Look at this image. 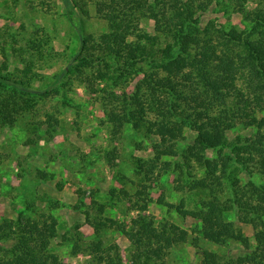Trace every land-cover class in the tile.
<instances>
[{
  "label": "trees",
  "instance_id": "16d2710c",
  "mask_svg": "<svg viewBox=\"0 0 264 264\" xmlns=\"http://www.w3.org/2000/svg\"><path fill=\"white\" fill-rule=\"evenodd\" d=\"M63 1L72 4V0ZM220 2H97V13L106 21L107 30L98 38L82 33L73 63L43 88L33 83H42L38 70L43 68L50 34L43 26L27 31L23 23L15 31L5 29L0 41V131L24 123L36 133L37 126L28 117L36 114L40 101L59 93L56 85L62 73L71 79L75 72L95 91V80L103 81L102 106L112 141L116 142L127 126L157 138L152 145L154 155L134 158V172L151 181L155 169H171L170 159L164 158L170 157L176 159L172 167L179 175L176 188L203 194L192 208L185 207V199L173 204L161 196L158 202L195 221V231L204 240L220 246L235 241L244 249L227 257L202 249L200 264H264V184L253 179L242 184L239 177L240 172L253 171L264 177V1L241 9L247 23L242 32L236 27H218L211 20L202 23L200 13ZM79 11L87 12L83 7ZM146 21H152L150 29ZM89 68H95V73L87 72ZM131 74L142 75L133 93L108 90L127 83ZM238 80H244L247 89L238 87ZM67 83L64 80L63 84ZM56 126L57 119L49 115L45 133L53 138ZM249 128V136L238 132ZM186 130L194 132L193 140L180 146ZM234 130L237 133L230 139ZM31 141L34 139L29 137L24 144ZM214 151L216 156L211 155ZM105 157L109 166L117 167L118 147L107 150ZM39 174L52 179L44 171ZM121 177L126 179L124 174ZM138 185L134 200L125 188L109 190L110 197H126L132 202L131 209L138 211L124 221L103 215L104 205L95 197L97 190L91 192V205L97 213L85 210L84 220L95 239L85 248L95 264H167L174 245L189 238L193 248L200 249L197 235L190 237L188 229L168 219L158 224L143 213L151 200L149 185ZM230 211L236 219H230ZM23 215L19 212L15 220L6 218L0 223V264H65L49 251L57 235L56 217L49 212L37 218ZM243 225L251 227V235L244 232ZM105 229L117 230L129 241L132 250L125 263L116 244L104 246L99 239ZM63 237L72 242L73 254L80 252L83 239L79 233ZM5 242L9 245L2 244Z\"/></svg>",
  "mask_w": 264,
  "mask_h": 264
},
{
  "label": "rangeland",
  "instance_id": "374dc122",
  "mask_svg": "<svg viewBox=\"0 0 264 264\" xmlns=\"http://www.w3.org/2000/svg\"><path fill=\"white\" fill-rule=\"evenodd\" d=\"M101 1L72 0V4L67 6L63 0H0V41H3L5 29L15 31L20 23L25 25L27 31L43 26L50 34L51 42L42 60L43 68L38 70L42 83L36 81L33 83L34 87L48 86L50 81L55 80L56 75L66 69L70 61L73 63L72 57L78 50L82 33H89L98 38L107 30L106 21L96 10L97 2ZM256 6H259V0H221L217 6L200 13L201 21L205 23L211 20L218 27H236L242 32L247 28V23L243 19L241 9ZM80 7L87 10L86 14L79 11ZM143 25L145 26V21ZM146 25L150 29L152 21H146ZM95 71V68L87 69V72L92 74ZM62 74V79L56 85L59 93L40 101L36 114L28 117L31 122H35L36 133H32L31 128H27L24 123L0 131V223L6 218L15 220L19 212H22L23 216L35 218L43 212L52 213L58 220V228L57 235L51 240L49 251L57 254L65 264H95L96 260L85 248L86 243L95 239L91 226L84 220L85 210H89L92 215L97 213L91 205V192L97 190L95 197L104 205L103 215L124 221L138 211L131 209L132 202L128 198L120 196L124 199L120 200L110 197V188H125L134 200L137 197L134 195L140 189L138 183L144 182L149 185L147 191L151 200L143 213L154 217L158 224L168 219L188 229L190 237H198L201 250L193 248L189 238L186 242L174 245L166 257L167 264H200L202 249L216 251L226 257L238 255L244 250L235 241H228L226 245L220 246L204 240L195 231V221L184 219L174 208H168L167 204L158 202L161 196L173 204L185 199V207L192 208L198 205L203 194L196 193L195 190L176 188L179 175L175 166L172 168L176 159L170 157L164 158L170 159L171 169H155L151 181L135 173L134 158H149L154 155L152 145L157 138L154 135L147 136L144 130L137 133L127 126L120 138L113 142L111 125L106 122L102 106L104 91L101 89L105 87V83L95 80V91L91 85L81 81L75 72L71 79H68L69 76L64 75L65 73ZM131 76L127 83H120L119 86H112L108 90L113 88L112 91L116 94L133 93L142 75ZM64 80L68 83L63 84ZM108 84L112 82L109 81ZM237 84L238 87L247 89L244 80H238ZM51 114L57 119L53 138L45 133L44 128L47 117ZM238 132L249 136L252 131L249 128L240 129ZM236 133V130L231 131L228 137L231 139ZM186 134V138L178 142L180 146L192 142L194 132L186 130ZM29 137L34 141L24 144ZM114 145L118 147L119 152V157L115 160L117 167L109 166L105 157L106 151ZM211 155L216 156V151L211 152ZM158 170L160 173L156 176ZM40 171L51 175L52 179H43ZM121 173L126 179L121 177ZM239 177L242 184H246L248 179L264 184V177L255 171L240 172ZM56 183H59L60 187ZM229 192L226 187L225 193ZM30 204L32 206L28 207ZM75 205L79 206L74 208ZM228 214L230 219H236L234 211ZM242 227L247 235L252 234L250 226ZM75 233H79L83 239L77 254L72 253V242L63 237ZM99 239L104 246L116 244L122 263L127 261L132 247L119 231L105 229ZM2 244L9 245L6 242Z\"/></svg>",
  "mask_w": 264,
  "mask_h": 264
}]
</instances>
